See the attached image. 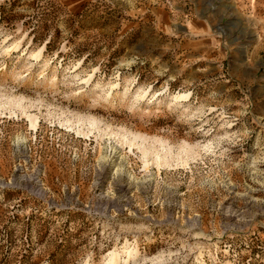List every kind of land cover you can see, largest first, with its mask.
<instances>
[{
	"label": "rangeland",
	"instance_id": "obj_1",
	"mask_svg": "<svg viewBox=\"0 0 264 264\" xmlns=\"http://www.w3.org/2000/svg\"><path fill=\"white\" fill-rule=\"evenodd\" d=\"M261 23L0 0V264H264Z\"/></svg>",
	"mask_w": 264,
	"mask_h": 264
},
{
	"label": "crops",
	"instance_id": "obj_2",
	"mask_svg": "<svg viewBox=\"0 0 264 264\" xmlns=\"http://www.w3.org/2000/svg\"><path fill=\"white\" fill-rule=\"evenodd\" d=\"M242 7H245L246 13H255L258 19L262 22L263 30H264V0H241ZM253 5H255V11L252 9Z\"/></svg>",
	"mask_w": 264,
	"mask_h": 264
},
{
	"label": "bare ground",
	"instance_id": "obj_3",
	"mask_svg": "<svg viewBox=\"0 0 264 264\" xmlns=\"http://www.w3.org/2000/svg\"><path fill=\"white\" fill-rule=\"evenodd\" d=\"M184 98H185L184 95H176V96H174V100H176V101H180V100H182V99H184ZM33 125H34V126H37V123H35V124H33ZM111 264H118V262H117V260L114 258V259H112Z\"/></svg>",
	"mask_w": 264,
	"mask_h": 264
}]
</instances>
